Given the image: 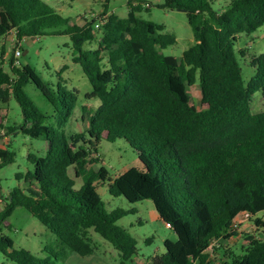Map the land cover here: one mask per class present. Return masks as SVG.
Masks as SVG:
<instances>
[{
	"label": "trees",
	"instance_id": "1",
	"mask_svg": "<svg viewBox=\"0 0 264 264\" xmlns=\"http://www.w3.org/2000/svg\"><path fill=\"white\" fill-rule=\"evenodd\" d=\"M111 1L102 0L107 18L96 29L99 15L81 26L42 0H0V38L15 33L20 44L46 35L69 36L73 62L92 87L86 99L100 101L94 110L82 106L84 132L67 135L64 129L79 91L49 85L31 66L16 65L14 54L7 71L2 58L0 103L14 99L23 115V123L8 131L46 142L47 151L28 155L33 171L17 175L26 187L8 192L0 206V229L20 207L80 256L94 253V231L130 261L137 241L117 222L132 211H108L96 186L102 182L114 197L151 201L159 219L175 232L177 240H165V253L151 264H214L210 245L214 251L226 249L223 242L241 235L237 221L264 211V112L252 111L254 95L260 92L264 98V53L252 57L254 75L246 81L235 49L242 35L264 26V0H230L224 6L219 0L157 4L186 13L194 41L181 58L163 53L177 38L164 25L142 19L143 4L128 0L129 11L121 18L109 14ZM246 51L238 53L246 57ZM65 70L63 66L60 73ZM197 83L202 110L188 93ZM29 84L52 106L51 114L28 96ZM104 139L125 140L141 166L114 178L104 167L94 169ZM14 162L15 153L0 148V170ZM79 179L83 185L76 189ZM255 225L264 232L262 219L255 218ZM243 235L245 253H227L220 264H264V238ZM0 250L15 264H59L57 252L46 248L49 257L39 258L15 250L6 235L0 236Z\"/></svg>",
	"mask_w": 264,
	"mask_h": 264
},
{
	"label": "rangeland",
	"instance_id": "2",
	"mask_svg": "<svg viewBox=\"0 0 264 264\" xmlns=\"http://www.w3.org/2000/svg\"><path fill=\"white\" fill-rule=\"evenodd\" d=\"M52 7L63 17L70 18L71 24L84 25L93 16H104L102 0H42ZM230 0H219L220 6L226 5ZM141 3L144 9L139 16L147 21L162 24L166 32L177 38V44L163 50L165 55L181 58L185 50L193 43V32L188 24L186 13L178 10L159 8L156 5L163 0H133ZM148 4L149 6L145 5ZM215 7L217 5L215 4ZM149 8V9H146ZM218 8V7H217ZM129 11L128 0H112L109 5V14L113 13L123 18ZM107 18V15L104 16ZM100 38V35H98ZM10 41L7 37L0 38V62L6 60L4 68L8 71V62L13 52L9 51ZM93 43L91 47H96ZM90 45H85L89 48ZM22 54L19 61L22 65H29L49 85L57 87L58 83L69 89L79 91V100L72 115L71 121L65 127L67 135L84 132L86 126L81 120L82 106L94 110L100 105L98 99L87 100L86 95L92 90L91 84L84 74L81 66L73 62V43L67 35H46L23 40L20 44ZM236 54L244 71L246 81L254 75L251 67V59L264 53V26L250 35H242L235 46ZM246 49V57H242L238 51ZM6 56H5V53ZM65 66L66 70L60 73ZM28 96L35 102L36 106L43 112L51 114L53 108L44 99L42 94L33 84L25 88ZM188 93L197 110L204 108L201 102V89L199 84L188 87ZM1 118L0 125V148L8 149L15 153V162L0 170V206L4 207L8 192L16 187H26L24 180L17 179L18 174L25 175L33 171V165L28 160L29 154L44 156L47 151L46 142L31 139L21 132H10L9 127L19 126L23 123V115L19 104L11 99L7 104L0 103ZM253 113L264 112V98L260 92L253 97ZM100 161L94 165V169L104 167L109 171L111 177H116L134 166H141L137 154L130 145L122 139L115 141L104 139L98 147ZM69 175L74 178L73 168L69 169ZM83 185L81 179L76 182V189ZM99 194L106 204L108 211L122 209L132 211L117 222L120 227L125 228L137 241V254L130 261H124L120 253L99 234L91 231V244L94 253L89 256H80L57 239L40 221L34 218L23 208H16L0 229V236L6 235L13 240L14 249H25L39 258L49 257L46 248L53 250L59 255V264H147L156 256L165 253L164 242L171 240L175 242V232L159 219L154 205L145 200L138 203H130L124 197H114L108 191V183L96 184ZM264 222V211L257 214ZM255 218L242 219L239 227L238 237L223 243L226 249L214 251L210 249L214 264H220L225 254L239 257L245 253L246 242L243 234H251L255 238H264V232L255 225ZM0 264H15L9 260L5 253L0 250Z\"/></svg>",
	"mask_w": 264,
	"mask_h": 264
},
{
	"label": "built area",
	"instance_id": "3",
	"mask_svg": "<svg viewBox=\"0 0 264 264\" xmlns=\"http://www.w3.org/2000/svg\"><path fill=\"white\" fill-rule=\"evenodd\" d=\"M105 21H106V18L104 17V16H101V15H99L98 16V20H97V22H96V24H95V28L96 29H100L101 28V26L105 23ZM8 39H11V41H10V48H9V51L10 52H13V54H14V57L17 59L16 61H15V63H16V65H20V62H19V57L21 56V54H22V50L20 49V44H18V42H17V40H16V37H15V33H12V34H10V35H8V36H6ZM242 219H248V215H245L244 217H241L238 221H237V223L235 224V226H236V228H238L239 229V227H240V225H241V220ZM167 227H169V225H167ZM213 246H214V244L212 245H210V249L211 248H213Z\"/></svg>",
	"mask_w": 264,
	"mask_h": 264
},
{
	"label": "crops",
	"instance_id": "4",
	"mask_svg": "<svg viewBox=\"0 0 264 264\" xmlns=\"http://www.w3.org/2000/svg\"><path fill=\"white\" fill-rule=\"evenodd\" d=\"M6 56V55H5ZM227 242H229V241H227ZM223 243H226V242H223ZM147 264H150V262H147Z\"/></svg>",
	"mask_w": 264,
	"mask_h": 264
},
{
	"label": "water",
	"instance_id": "5",
	"mask_svg": "<svg viewBox=\"0 0 264 264\" xmlns=\"http://www.w3.org/2000/svg\"><path fill=\"white\" fill-rule=\"evenodd\" d=\"M180 12H184L183 10H179Z\"/></svg>",
	"mask_w": 264,
	"mask_h": 264
}]
</instances>
